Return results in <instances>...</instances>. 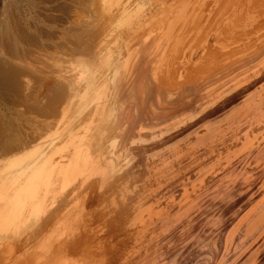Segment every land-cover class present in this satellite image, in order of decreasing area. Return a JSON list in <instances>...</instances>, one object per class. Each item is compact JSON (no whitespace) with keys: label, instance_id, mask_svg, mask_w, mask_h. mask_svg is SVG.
<instances>
[{"label":"rangeland","instance_id":"1","mask_svg":"<svg viewBox=\"0 0 264 264\" xmlns=\"http://www.w3.org/2000/svg\"><path fill=\"white\" fill-rule=\"evenodd\" d=\"M116 1L0 0V264H264V0Z\"/></svg>","mask_w":264,"mask_h":264},{"label":"bare ground","instance_id":"2","mask_svg":"<svg viewBox=\"0 0 264 264\" xmlns=\"http://www.w3.org/2000/svg\"><path fill=\"white\" fill-rule=\"evenodd\" d=\"M109 1H110V0H109ZM115 1H116V0H115ZM112 2H113V1H112ZM116 2H117V1H116ZM116 2H114V3H116ZM105 3H110V2H107V0H106ZM114 3H113V5H114ZM118 3H119V1L117 2V4H118ZM111 4H112V3H111ZM111 4H110V5H111ZM106 6H108V5L106 4ZM115 6H116V5H115ZM119 15H120V13L118 14V16H119ZM138 104H139V103H138ZM109 111H110V110H109ZM107 113H108V112H107ZM79 155H80V154H79ZM75 160H76V159H75ZM70 161H71V160H70ZM69 163H70V162H69ZM67 164H68V163H67ZM65 165H66V164H65ZM65 165H62L63 167H62V166H59V167H58L59 171H61V169H62V171L65 170V168H64ZM71 165H72V162H71ZM71 165H69L68 168L65 166L66 169H67V172H68V170H69V168H70ZM22 172H23V169H21V172H20V173H21V174H24V173H22ZM57 172H58V171H57ZM63 172H64V171H63ZM59 173H60V172H59ZM64 173H65V172H64ZM61 175H63V173H62ZM65 175H67V174H65ZM17 176H18V175H17ZM19 176H20V174H19ZM32 177H33V176H32ZM36 177H37V176H36ZM17 179H18V177H17ZM22 186H23V185H22ZM24 187H25V186H24ZM21 188H23V187H21ZM25 189H26V187H25ZM2 190H3V189H2ZM9 190H10V189H9ZM22 190H23V189H22ZM16 191H19V188H18ZM0 192H2V191H0ZM5 192H7V191H5ZM19 192H21V191H19ZM13 193H14V192H13ZM21 193H22V192H21ZM4 194H5V193H4ZM7 194H8V193H7ZM9 194H10V193H9ZM11 194H12V193H11ZM15 194H16V193H15ZM17 194H19V193H17ZM17 194H16V195H17ZM12 195H13V194H12ZM22 197H23V196H22ZM1 198H3V197H1ZM10 198H11V197H10ZM6 199H7V198H6ZM7 200H8V199H7ZM19 200H20V199H19ZM12 201H13V200H12ZM38 201H39V200H38ZM16 202H17V201H16ZM38 203H39V202H38ZM2 204H3V203H2ZM14 206H15V205H14ZM6 207H7V209H9V210H7V211L12 210V209H10V208H11V204H10V207H9L8 205H7ZM15 208H16V207H15ZM0 209H1V208H0ZM3 211H4V210H3ZM5 211H6V210H5ZM8 213H9V212H8Z\"/></svg>","mask_w":264,"mask_h":264}]
</instances>
